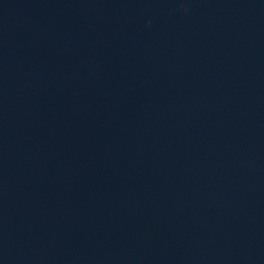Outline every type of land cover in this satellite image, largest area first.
Here are the masks:
<instances>
[{"label": "water", "instance_id": "95a60500", "mask_svg": "<svg viewBox=\"0 0 264 264\" xmlns=\"http://www.w3.org/2000/svg\"><path fill=\"white\" fill-rule=\"evenodd\" d=\"M0 264H264V0H0Z\"/></svg>", "mask_w": 264, "mask_h": 264}]
</instances>
